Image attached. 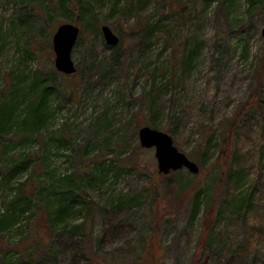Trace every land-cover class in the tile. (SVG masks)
Returning <instances> with one entry per match:
<instances>
[{
    "label": "rangeland",
    "instance_id": "1",
    "mask_svg": "<svg viewBox=\"0 0 264 264\" xmlns=\"http://www.w3.org/2000/svg\"><path fill=\"white\" fill-rule=\"evenodd\" d=\"M97 1L78 24L81 35L72 52L77 70L84 73L109 54L101 30L96 35L97 21L99 29L103 24L113 28L126 47L118 71L101 78L94 69L85 83L79 73L66 76L54 66V29L77 20L68 4L0 0V93L13 87L18 102L11 131L27 112L36 74L56 71L53 80L66 84L62 95L49 96V119L41 132L17 143L9 142L12 135L0 138V166L34 159L10 181L0 176V255L10 247L7 259L13 264H37L46 251L50 257L42 264H79L59 253L68 234L57 227L51 237L35 205L29 210L17 203L19 222L4 227L2 221L20 191L40 190V202H50L51 212L66 189L87 188L94 221L85 220L80 204L67 218L89 233L84 252L96 255L99 264H107L104 258L110 264L124 259L143 264L138 256L144 253L145 264H191L197 257L205 264H228L246 236L243 211L252 197L260 239L244 264L264 262V0H176L172 6L147 0L141 10L135 3L127 14L130 0ZM115 3L114 24L104 23ZM155 24L165 34L145 48L138 38L146 25ZM78 82L81 89L72 91ZM158 95L161 110L155 122L160 127L155 128L150 108ZM138 125V131L146 125L164 132L177 126L171 134L174 144L200 172L184 168L159 176L155 148L141 147ZM73 174L72 183L62 180ZM170 179L171 192L157 189L153 197V186ZM152 203L154 211L149 210ZM118 204L126 225L98 248L96 239L107 233L101 210ZM107 222L118 221L109 216ZM203 235L207 238L201 243Z\"/></svg>",
    "mask_w": 264,
    "mask_h": 264
},
{
    "label": "trees",
    "instance_id": "2",
    "mask_svg": "<svg viewBox=\"0 0 264 264\" xmlns=\"http://www.w3.org/2000/svg\"><path fill=\"white\" fill-rule=\"evenodd\" d=\"M132 1V2H131ZM158 1V0H155ZM162 2L168 3V5H173L176 0H161ZM97 0H51V3H58L60 4L63 8L65 7L66 4H68L69 11L74 14L77 18L76 24L81 25L80 19L84 17V15L93 8V5H96ZM147 0H138L136 2L135 0H130L129 3L127 4L125 8V14L130 12L131 10L134 9V4L136 3L137 8L139 10L142 9L143 5L146 4ZM157 3V2H155ZM119 4V3H118ZM158 4V3H157ZM116 6L117 3L113 5V7L109 10V15H108V20H106L104 23H109L111 21L112 24V19L114 17L115 11H116ZM95 18V15L93 16ZM107 19V18H106ZM96 35L99 34V22L97 21L96 24ZM56 29V28H55ZM54 29V30H55ZM113 29V28H112ZM114 31V29H113ZM86 33V32H85ZM85 33H83L85 37ZM135 32H133L132 39L135 37ZM165 32L159 27L158 24L155 25H146V27L143 30V33L140 38H138V41H141V43H144V47H148L150 45V41L153 39L155 36H162L164 35ZM83 37V36H82ZM120 42L117 46L115 47H109V54H107L103 59L98 63V66L92 62V64L87 65V68L84 70L85 72H81V70H77L76 74L79 73L80 81L82 82H87L90 83L89 81L94 77V69H99L98 74L100 77H106L108 73L113 74L116 71H118V67L123 64V52L122 50L126 47L125 40L123 37H119ZM108 47V46H107ZM52 54V53H51ZM97 57V56H96ZM94 65V68H93ZM81 72V73H80ZM55 72L49 71L45 76L36 74L34 78L32 79V82L30 84V92H28V107H27V112L24 117H22L19 120H16V125L15 129L16 131H11L14 129V118H15V111L17 110L18 107V102L14 99V90L12 89L13 87L10 88L9 91H6L4 93H0V138H3L4 136L7 135H12V137L9 139V142L11 143H17L20 142L21 140H24V138H28L32 134H38L41 132L45 122L49 119V111H48V99L51 94H56L57 96H60L63 94V92L66 90V84L63 82L65 80H53L52 75H55ZM74 76V75H72ZM66 77V76H65ZM67 79V78H64ZM81 89L80 83H73V89L72 91H78ZM258 89L255 90V94L257 93ZM253 96V95H252ZM251 96V97H252ZM160 95L158 97L153 98L152 103H151V113L152 117L154 120L153 126L155 128H159L160 126L155 122L159 117L157 114L160 112ZM146 126V125H145ZM20 128V129H19ZM138 127L135 129V134L137 135L138 133ZM178 127L177 126H172L170 125L167 129V132L169 134H175L177 132ZM240 134L242 135V130L240 129ZM244 139H247V136L243 137ZM2 142V141H1ZM242 142V140H241ZM6 147H3L2 150H5ZM238 155H236L235 158H237ZM241 157V156H240ZM100 158V156H99ZM114 160H119V158L114 159ZM27 162V163H26ZM26 162L20 163L13 165L11 167H3L0 166V176L8 182L13 178L17 172L23 170L30 164L34 163V159L31 157H28ZM26 163V164H24ZM240 170L237 169L235 173H233V176L236 175V173H239ZM159 174V176H161ZM164 176V175H163ZM237 176V175H236ZM160 178V177H159ZM75 179V175H69L68 177L62 179L66 180L67 184H70L73 182ZM233 181V180H232ZM171 179L166 182V185H155L153 186L154 189H151V193H154L152 196L158 192L157 189H167L168 192H171ZM189 186V185H188ZM40 194L41 191L35 190L34 192H28L26 190L20 191L18 194L16 200L8 205L7 211H6V218L2 221V224L4 227L7 226H12L15 225L19 222L20 218V212L17 213L15 210V205L18 204H23L24 207L27 209L31 210V206L35 205L37 207L36 211H41L43 213V218L44 222L46 223L48 227V232L50 233L49 235L53 237L54 231L56 228H61L64 232L68 234L67 238L63 240L61 243L60 249L61 252L65 256V258L71 259L76 261L81 260L79 264L84 263V264H89V262H93V264H99L97 261V256L95 255L94 257L91 255H88L84 252V241L85 238H87L89 233L82 232L83 225H71L70 220H68V216L72 212V208L74 205L80 204L82 206L81 208V214L85 217V220H90L89 222H93L94 218L90 215V210L91 207L93 208L92 202L88 201V189L84 188L81 190L74 191L71 188L66 189L64 191L63 195L61 198H59V206L51 212H49V207H50V202L45 201L44 203H41L40 200ZM184 192L180 193L179 196H184ZM253 197L252 199L250 198L247 202V205L244 208L243 213L245 214V229H246V236H244V239L242 243H240L236 250L232 253L228 264H244L245 258L252 253V250L254 249L253 247L256 245V243L259 241L258 234V223L254 220V205H253ZM200 206V201H199V195L197 194L194 198V209L197 210L199 209ZM12 208V209H11ZM155 204L152 203L150 206V211H154ZM240 208H242L240 206ZM130 208L128 211L130 212ZM21 213H25L26 209H22ZM36 211L34 213H36ZM122 211H125L124 209L121 208V204H118L114 207L111 208H103L101 210V213L103 214L102 220L103 224L106 226V231L107 233H103V236H99V238L96 239L97 242V247L99 248L100 246V241L104 239H108L109 236H116L117 233H119V229L121 227H125L126 225V220L127 218L125 215L123 216L121 214ZM45 212V213H44ZM112 212V214H110ZM117 215H119L120 218H117ZM205 215H210V210L208 209L205 212ZM109 216H111L112 219L116 218L118 221L115 224H110L108 223ZM55 223H59L58 226ZM155 236H152L151 238L153 239ZM150 238V239H151ZM207 237L205 235L202 236L201 243H203L206 240ZM149 239V240H150ZM151 239V240H152ZM150 242H147L146 245H150ZM37 246V245H36ZM147 246V248H148ZM96 247V246H95ZM146 248V251H147ZM253 248V249H252ZM38 249V248H36ZM10 250V247L4 248L3 252L4 255H0V264H13L12 261L7 259V251ZM41 255L38 257L37 264H42V262L45 260V257L47 258L50 257V252L43 251L40 253ZM72 254V255H71ZM58 256V252L56 253ZM144 255V256H143ZM140 254L138 256L139 262L143 260V264H145V253ZM55 257V254L52 255ZM104 256V255H103ZM71 257V258H70ZM105 257V256H104ZM103 260L107 261L108 263V258H104ZM102 260V261H103ZM85 261V262H84ZM96 261V262H95ZM203 261V260H202ZM201 261V257H197L193 259L191 264H205L204 261ZM133 262V261H132ZM121 264H128L126 263L125 259L120 262ZM117 263V264H120ZM102 264V263H101ZM259 264H264V262H260Z\"/></svg>",
    "mask_w": 264,
    "mask_h": 264
},
{
    "label": "water",
    "instance_id": "3",
    "mask_svg": "<svg viewBox=\"0 0 264 264\" xmlns=\"http://www.w3.org/2000/svg\"><path fill=\"white\" fill-rule=\"evenodd\" d=\"M100 30L108 46L115 47L119 44V36L114 33L109 25L103 24ZM80 35V26L73 23L59 25L53 34L54 66L63 75L70 76L77 72L72 52ZM262 35L264 37V28ZM138 138L142 148H155L159 173L168 175L184 168L193 174L200 172L199 166L175 146L174 139L168 132L143 126L138 131Z\"/></svg>",
    "mask_w": 264,
    "mask_h": 264
}]
</instances>
